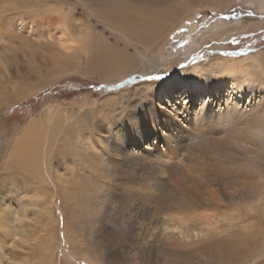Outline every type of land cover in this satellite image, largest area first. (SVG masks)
<instances>
[{"label": "rangeland", "instance_id": "374dc122", "mask_svg": "<svg viewBox=\"0 0 264 264\" xmlns=\"http://www.w3.org/2000/svg\"><path fill=\"white\" fill-rule=\"evenodd\" d=\"M81 3V0H0V210H5V214H13L15 216L13 228L17 232L21 231L19 236L13 238L2 230L3 225L0 224V242H3L5 252L2 264H117L118 261V264H124L123 230L130 232L127 227L138 224V220L142 221L143 214L161 215L160 218L165 221L155 231L161 236L172 233L176 239L180 238L179 240L183 239L185 242L194 238L205 240L214 229L218 238L231 235L232 238L230 236L229 239L239 240V243L240 240L245 243L254 240L255 246L252 249L247 244L240 246L241 250L244 247V257L241 263L236 264H264V196L256 197L257 201L223 202L221 205L213 202L210 205L196 202V206L186 210L180 207L174 211L172 209L163 211L162 208L156 207V202L149 199L152 195L150 193L154 191H147L145 197L148 199L134 197L128 199L119 189L109 187L108 183L112 182L107 183L106 146L104 145L103 150L99 149L100 157L96 159L97 163L95 162L97 167L102 166L103 171L98 167L99 172L96 173L95 165L87 164L84 156L78 155L73 142L71 145L73 148L69 147L70 150L65 148L64 143L72 141L66 131L62 134L63 138H59L61 141L56 142V149L53 148L48 157L45 153L46 139L42 138L39 141L41 155L45 154L46 158L44 166L37 173L25 171L15 164L11 165L12 163L5 159L21 127L23 128L29 121L45 120L53 113L67 114V117L71 118L70 121L75 117H85L84 132L92 139L110 134L105 132L102 125V118L105 115L107 119H113V127L116 130H124L125 123L128 124L133 116L139 115L146 121V114L142 108L143 105H147L144 96L134 100L136 107L133 108L129 102H119L121 93L138 86L150 84L153 86L152 89L157 93L154 109L167 112L169 117H173L175 124L179 125L184 133L183 138L188 150L200 147L192 146V139L202 141L205 136L227 137L225 133L227 129L231 139L243 136L241 129L237 128V125L242 123L233 121L230 124L234 126L224 123V127L218 117L226 119L231 114V117L235 118L237 111L236 118L245 120L254 112L252 106H261L259 102L262 100L264 105V89L260 90L262 87L256 83L253 84L257 87L255 96H249L243 89L244 93L239 90V94L242 93L240 97L233 96L231 100L223 91L214 87L209 91L211 94L193 92L192 95L190 93L181 99L175 98V94L173 97H167L158 91V85L166 83L172 77V81H177L178 84L174 92L180 91L183 94L190 90L189 82L194 75L190 73L191 71L188 74V71L196 64L204 66L218 58L241 59L264 52V0H223V6H214L212 7L214 9L210 6L200 9L195 7V4L183 2V6L180 3L176 9L177 18L174 19V24L167 25L171 31L165 33L156 50L155 56L162 66L148 72L139 70L117 78L113 75L107 76V66L99 64L97 56L92 59L89 54L92 44L78 46L74 43L75 39L82 40L80 38L82 34L94 32L99 39L123 45L134 55L144 48L139 44H126L121 38L122 35L107 25L108 21L104 19L101 11L88 8ZM184 7L188 9L182 11ZM62 20L66 22L62 23ZM24 41L29 45L26 46ZM59 43L71 48L66 49L64 53ZM31 44L33 45L30 46ZM181 70L186 71L185 74L177 73ZM146 75H161L162 78L155 81L142 80L141 77ZM220 75L218 71L209 77V80L217 82ZM248 84L245 86L252 85ZM104 87H107V90ZM159 105H163L164 108L160 109ZM138 111L140 114H135ZM233 112L236 114L233 115ZM240 112H243L242 115ZM219 125L221 126L215 135H207L211 128ZM72 126L78 128L77 125ZM130 126L134 131L137 129L136 123ZM186 128H192V131L188 133ZM79 130L82 131V128ZM159 131L165 132L163 122L159 125ZM255 133L256 138L264 139L262 135H258L260 130ZM82 137L79 136V139ZM232 141L230 142L232 148L241 154L254 156L257 153L250 150L253 148L251 143ZM62 175L65 181L71 179L73 181H70L69 185H64V180H59ZM68 188L69 191L66 190ZM233 194L239 196L237 192ZM218 208L221 211L228 210L230 216L227 213L214 217L208 214L216 212ZM138 209L141 217L139 213L135 214ZM230 218H233L236 229L233 227V230L227 232ZM209 219L213 220L210 224L212 226L207 225ZM107 232L114 233L111 236ZM236 243L240 245L238 241ZM133 257V264H138L141 260L140 254ZM198 260L202 264H209L205 255L196 256L194 261ZM218 263L222 264V260Z\"/></svg>", "mask_w": 264, "mask_h": 264}, {"label": "bare ground", "instance_id": "6f19581e", "mask_svg": "<svg viewBox=\"0 0 264 264\" xmlns=\"http://www.w3.org/2000/svg\"><path fill=\"white\" fill-rule=\"evenodd\" d=\"M81 2L83 6L101 11L100 13L105 17L104 19L108 21L107 25L117 30L120 33V36L122 35L121 38L126 44H139L144 48L143 50H138L136 52L137 54L134 55L129 48H125L118 43L108 42V40L107 42L101 40L93 34L94 32H88V34L86 33L85 35L79 33L82 40L75 39L74 43H77L78 46L83 45L82 47L92 44L93 47L90 51L91 53H89L91 54L90 56L92 59L97 56L100 61L99 64L107 66V76L113 75L116 78L139 70L148 72L150 69H158L162 66V63L159 62L155 56L156 50L161 44L165 33L167 34L171 31L168 29L167 25L174 24L173 21L177 18L175 16L176 9L180 3L182 4L183 2H186L191 5L195 4V7L200 9H203L205 6H210L211 9H214L212 8L214 6H223V0H81ZM182 5L184 6V4ZM184 9H188V7H184L182 11H184ZM65 20L67 21V18H65ZM66 21L62 20V23H65ZM24 42L26 45V41ZM32 45L33 44L30 46ZM59 45L64 53H66V49L71 48H67L64 43H59ZM62 55L64 54L62 53ZM89 65L87 64L88 68H90ZM218 71L221 73L220 78L217 82H211L209 77L213 76ZM180 72L185 74L186 71L181 70L177 73ZM189 72L192 73L194 77L189 82L190 90H186L183 93L184 95L181 94L180 91L174 92L177 90L178 84L176 83L177 81H172L173 77L166 83L158 85V91L164 95L166 94L167 97H173L175 94V98L181 99L184 97L186 98L190 93L192 95L193 92L201 94L205 93L207 95L211 94L209 91L214 87L215 89L218 88V90L223 91L230 100L233 96L235 98L240 97L244 92H248V95L253 97L257 94V87H254V83L260 84L262 87L260 90L264 89V52L258 53L252 57L241 59L218 58V60L211 61L204 66L196 64L189 69L188 74ZM246 83H251L253 86L249 84V86H245ZM153 85L156 84L153 83ZM244 86L247 89H245ZM152 87L151 84L144 85L143 87L138 86L119 95V102H129V104H131L130 107L132 108L136 107V103H134L136 98L138 100L144 96L147 101V105H143L142 107L147 120L145 121V119L139 115H137L138 117L132 115L134 118L129 120L130 124L136 123L137 129L135 131L131 126L129 127L130 124L125 123V121L124 123L128 125V127L124 125V130H116V128L113 127V119H107V115H105L102 118V125L105 128V132L110 134H105V137L99 136L96 139H92L84 132L83 120L85 117L76 118L74 115L75 119L70 121L71 118L69 119L67 114L57 112L47 116L45 120L29 121L23 128L21 127L20 132L18 131V136L13 139L8 155H6L7 158L5 157V159L11 162V165L15 164L25 171L37 173L44 166L45 158L48 157L51 150L56 147V142L63 138L62 134L66 131V134L72 141L70 143H64L65 148L67 147L69 149V147H72L71 145L73 142V147L78 151V155H83L85 162L89 165H95L97 163L96 159L100 157L99 149L103 150L104 145L106 146L108 152V167L106 171L107 183L110 181L112 182L111 184L108 183L109 187L116 190L119 189V191H122L128 199L133 197L143 200L144 198L148 199L145 197L147 191H154V193H150L152 195L149 199L151 202H156V207L162 208L161 210L163 211L168 209L174 211L180 207L186 210L201 202L207 205L212 204V202L213 204L216 203L217 205H221L223 202L256 200L255 198L258 196L263 198L261 196H264V139L261 138V140L255 136V131L260 130V134L258 135L264 137L263 100L261 103L259 102L261 106L259 104L258 107L252 106L254 112H252V114H250L251 116L245 120H239V118H236V116H238L237 111L235 118L234 116L231 117V114L229 117H226V119H223L221 116L218 117L224 127V123H226V125H231L230 123L233 121L235 123H242L237 125V128L241 129L243 136H235V139H231V134L227 129L225 131L227 137L205 136V139L202 141L192 139V146L197 145L200 147L188 150L187 145L185 144L184 133L180 130L179 125L175 124L173 117H169L167 112H159L154 109L157 93ZM14 90L16 91V89ZM239 90L242 91L241 94H239ZM6 95H8V93ZM106 103L109 104L110 102ZM159 106L160 109L164 108L163 105ZM250 111L248 110V112ZM236 113L233 112L232 114L234 115ZM241 113L243 112H240V114ZM135 114H140V111ZM161 122L165 125V132L159 131V125ZM72 124L75 126L77 125L78 128H73ZM220 126L221 125L216 128H211L207 135H215ZM92 127L94 128V125ZM79 128H82V131H80ZM187 129L188 133L192 131V128H186L185 130ZM79 136H83L82 139H79ZM42 138L47 141V148L45 150L46 157L45 154L41 155L42 152L39 150V141ZM231 141L237 143H251L253 148H250V150L257 153H254V156L241 154L238 150L232 148V145L230 144ZM144 142L149 143L145 145ZM58 145H61V143H58ZM102 157L103 156L101 155V160ZM92 161H94V163H92ZM99 163L100 162L98 161V164ZM98 167L96 165L94 167L96 173L99 172ZM6 168L10 169V167L8 168L7 166ZM103 177L105 178V176H102V178ZM59 178V180L65 179L63 175L62 178ZM70 181H73V179ZM70 181L64 180V185H69ZM71 185H73V183ZM66 190L69 191V188ZM233 192H237L239 196H235ZM70 193L68 194L70 195ZM124 195L122 197L123 199L125 197ZM216 210V212L208 214L214 217L216 215L218 216V214L227 213V215L230 216L226 209L225 211H221L219 208ZM137 213H139L141 217L139 209L136 210L135 214L137 215ZM143 216V220H138V224L132 225L130 228L127 227L130 232L127 233L123 230L125 241L124 246H122L123 250H121L123 254L122 256H125L121 259L123 263L125 261L124 264H133V255L136 254H140L141 257L138 264H202L200 260L194 261L196 256L199 255H205L207 259L206 261H208L209 264H219V260H222V264H236L237 262L241 263L243 260L242 257H244V247L242 248L243 250H241L240 246L242 247L243 244H247L251 249L255 246L254 240L246 241V243L240 240L241 243H239V240L235 241V239H229L231 235H228V238L220 236V238H218V235L215 234V229L213 230V233L211 232L210 236L205 237V240L203 238H194L191 239V241L185 242L182 241L183 239H176L172 233L167 235L162 233L163 236H161L155 231V229L159 228L165 221L160 218L161 215L158 216V214H156L152 216L150 214L146 216L143 214ZM212 216H210V218H213ZM14 217L13 214H5V210H0V224L3 225L2 230L6 231V233L13 238L19 236V233H21V231L17 232L13 228ZM198 218L201 220V216ZM232 219L229 221L227 232L235 226ZM211 221L213 220H210L207 225H210ZM212 224H215V222H212ZM235 229L236 228L234 227V230ZM219 231L218 233H220ZM112 233L107 232L109 235ZM147 235H150L152 238L149 236L150 239ZM127 241L130 243H126ZM237 241L240 245L236 243ZM44 253L46 254V251ZM4 256V244L3 242H0V264H2Z\"/></svg>", "mask_w": 264, "mask_h": 264}, {"label": "snow or ice", "instance_id": "6c2138e0", "mask_svg": "<svg viewBox=\"0 0 264 264\" xmlns=\"http://www.w3.org/2000/svg\"><path fill=\"white\" fill-rule=\"evenodd\" d=\"M160 78H162L161 75H155V76H153V75H146V76L141 77V79L144 80V81H155V80H158Z\"/></svg>", "mask_w": 264, "mask_h": 264}, {"label": "water", "instance_id": "95a60500", "mask_svg": "<svg viewBox=\"0 0 264 264\" xmlns=\"http://www.w3.org/2000/svg\"><path fill=\"white\" fill-rule=\"evenodd\" d=\"M105 90H107V87H104Z\"/></svg>", "mask_w": 264, "mask_h": 264}]
</instances>
